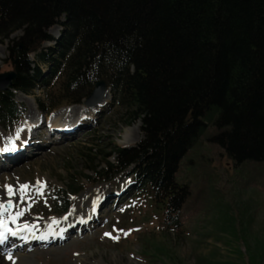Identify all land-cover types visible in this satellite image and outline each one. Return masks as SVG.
Instances as JSON below:
<instances>
[{
    "label": "trees",
    "instance_id": "1",
    "mask_svg": "<svg viewBox=\"0 0 264 264\" xmlns=\"http://www.w3.org/2000/svg\"><path fill=\"white\" fill-rule=\"evenodd\" d=\"M16 32L0 124L18 120L14 91L48 85L42 65L61 73L71 105L105 81L143 136L103 155L95 174L108 182L130 172L163 206L167 229L180 228L189 195L175 179L179 162L207 124L209 141L236 165L264 163V0H0V43Z\"/></svg>",
    "mask_w": 264,
    "mask_h": 264
},
{
    "label": "rangeland",
    "instance_id": "2",
    "mask_svg": "<svg viewBox=\"0 0 264 264\" xmlns=\"http://www.w3.org/2000/svg\"><path fill=\"white\" fill-rule=\"evenodd\" d=\"M54 29L50 34L57 37ZM20 35L16 32L0 43V73L12 71L7 48L10 40ZM42 69L48 85L31 92L30 100L14 92L18 120L15 125L0 124V144L15 142L20 148L17 160L9 163L3 159L0 164V184L14 186L26 207L20 205L30 217L48 221L66 217L73 210L77 217L73 230L61 236L62 243L30 249L31 264H78L86 260L84 264H264L263 162L236 165L209 141L214 129L207 124L179 162L175 179L187 186L189 195L179 213L180 228L167 229L163 206L156 205L148 192L135 185L130 172L108 182L95 174L106 168L103 155L114 148L137 146L142 139L141 122L133 119L132 110L118 105L112 90L104 106L95 110L84 104L71 105L62 98L61 73L53 77L48 66L42 65ZM51 105L55 107L50 110ZM66 110L85 113L80 125L83 128L64 137L60 132L53 144L35 151L33 145L43 138L24 135L23 124L39 117L45 122ZM17 131L21 138L14 136ZM125 140L129 145L123 144ZM0 148L8 149L5 154L12 152L3 145ZM108 161L114 163L113 157ZM21 184L27 185L26 194L17 191ZM71 185L75 186L72 190ZM85 215L90 218L88 230L77 225Z\"/></svg>",
    "mask_w": 264,
    "mask_h": 264
},
{
    "label": "bare ground",
    "instance_id": "3",
    "mask_svg": "<svg viewBox=\"0 0 264 264\" xmlns=\"http://www.w3.org/2000/svg\"><path fill=\"white\" fill-rule=\"evenodd\" d=\"M57 32L58 31H56L55 33L57 34ZM20 95H21V97L24 95L23 96L24 99H27V100H30V98H31V96L25 95L23 93H20ZM109 97H110V90L107 91V93L104 97V101H102V103L99 104L98 107L91 108V109L95 110L97 108L104 106V104L107 102ZM74 111L66 110V111H61V112L55 113L54 115H51L47 118L49 120V118L54 117L51 122H49L48 120L45 122L41 121L40 117L37 116L36 118L39 117V119L35 120L36 119L35 118L34 119L35 121L33 123H27V122L31 121V120H29L23 124L22 130H24V132H25L24 135L29 134L30 139L32 138V136L35 137L37 135H41L43 138V142L42 141L37 142L33 145V146H35L34 147L35 151L38 150L39 146L45 145V147H46V145H48L49 143L53 144L54 140L56 141V139L60 136L59 135L60 132H63V133H61V135H63V137H64V136H67L69 133H71L74 130L78 131L81 128H83V126L80 127V125H82L84 123V118H83L84 116L83 115H85V113L79 112L78 110L76 112H74ZM47 122H48V124H47ZM61 122L65 123V124H60ZM31 127H32V129H30ZM77 127H79V128H77ZM72 128H75V129H72ZM19 133L20 132L17 131V134H19ZM17 134L14 136L15 137L18 136V138H21V133H20V135H17ZM22 134H23V132H22ZM128 137H129V134L127 133L126 140L128 139ZM11 139L12 138H10V140ZM2 140L4 143L3 138H2ZM126 140L123 144L129 145V144H127L129 142ZM13 143H15V142H13ZM13 143H12V145L11 144H5V145L0 144V145H3L6 148L13 149V150L20 149L16 143H15V145ZM19 154H20V151L17 155H15L13 157L0 156V164H2L4 162L3 159H5V160L7 159L9 161V163L11 161L17 160V158H19ZM5 164H7V163H5ZM0 170H1V168H0ZM1 183L2 184H0V203H5V202L9 201V202H11V204L13 206L11 208L9 207L8 208L9 210L6 209V211L4 208H0V232L3 233V236H4L3 240H6V245H3L0 247V264H31V261H32L31 255L33 253H31L30 249H32L36 246L42 247L43 245H50L52 243L56 244L58 242L62 243L64 241V239H62V238L67 236L71 232V230H73V225L76 222L75 220L77 217V216H75L76 210H73L74 213L71 212V214L66 216V217H62V218H55L54 217L48 221L45 219L37 220L34 217L29 216V214L27 213L28 210L26 208L25 209L22 208V206H25V205L21 204V198L17 195L18 192H16L15 189L13 190V192L15 193L14 195L9 194V192H8L9 187L12 188L14 186H8V185L4 184L6 186L5 187L3 185V182H1ZM17 188H18L17 191L24 190V192H25L24 185L19 186ZM24 192L22 191L21 194H26V192L25 193ZM21 194H19V195H21ZM29 203H30V201H29ZM101 205L102 204H100V206ZM96 206H98V205H96ZM17 209H19V210H17ZM17 212H21L22 215L17 216ZM70 216H72V217H70ZM89 221H90V218H88V216L85 215V216H82V218L77 222L78 223L77 225L80 226V228H83L82 230H84V227L86 226L85 229L88 230L90 228ZM12 233H15V235H13ZM61 236H63V237H61ZM86 262H87V260L86 261H79L78 264H84Z\"/></svg>",
    "mask_w": 264,
    "mask_h": 264
},
{
    "label": "water",
    "instance_id": "4",
    "mask_svg": "<svg viewBox=\"0 0 264 264\" xmlns=\"http://www.w3.org/2000/svg\"><path fill=\"white\" fill-rule=\"evenodd\" d=\"M15 79L14 72L0 73V92L6 91L12 86V81ZM107 92L106 83L103 80L97 81L94 85V89L87 97L85 105L87 107H95L99 102L102 101Z\"/></svg>",
    "mask_w": 264,
    "mask_h": 264
},
{
    "label": "snow or ice",
    "instance_id": "5",
    "mask_svg": "<svg viewBox=\"0 0 264 264\" xmlns=\"http://www.w3.org/2000/svg\"><path fill=\"white\" fill-rule=\"evenodd\" d=\"M6 150H8V149L0 148V152H2V151H6ZM24 188L26 189V188H27V185H25ZM8 192H9L10 195H14V194H15V193L13 192V189H12L11 187H9ZM41 194H42V193H41ZM12 206H13V205L11 204V202H9L6 206L3 205V204H0V208H4L5 211H6V209H7L8 207H12ZM19 215H22V213H21V212H17V216H19ZM12 234L15 235V233H12ZM3 239H4L3 233L0 232V242H2Z\"/></svg>",
    "mask_w": 264,
    "mask_h": 264
}]
</instances>
